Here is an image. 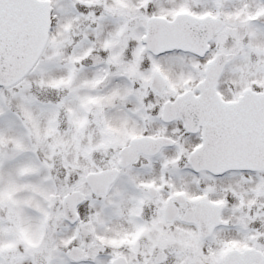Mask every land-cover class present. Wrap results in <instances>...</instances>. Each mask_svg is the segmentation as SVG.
I'll use <instances>...</instances> for the list:
<instances>
[{
  "label": "snow or ice",
  "instance_id": "1",
  "mask_svg": "<svg viewBox=\"0 0 264 264\" xmlns=\"http://www.w3.org/2000/svg\"><path fill=\"white\" fill-rule=\"evenodd\" d=\"M0 264H264V0H0Z\"/></svg>",
  "mask_w": 264,
  "mask_h": 264
}]
</instances>
